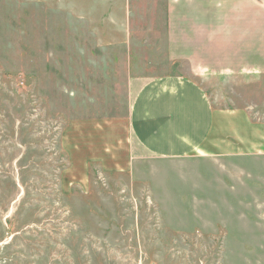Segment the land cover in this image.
Segmentation results:
<instances>
[{"label":"rangeland","instance_id":"obj_1","mask_svg":"<svg viewBox=\"0 0 264 264\" xmlns=\"http://www.w3.org/2000/svg\"><path fill=\"white\" fill-rule=\"evenodd\" d=\"M184 0H0V264H264V157L130 158V81L180 75L217 107ZM201 76V77H200Z\"/></svg>","mask_w":264,"mask_h":264},{"label":"crops","instance_id":"obj_2","mask_svg":"<svg viewBox=\"0 0 264 264\" xmlns=\"http://www.w3.org/2000/svg\"><path fill=\"white\" fill-rule=\"evenodd\" d=\"M184 55L207 79L264 82V0H184ZM201 77V76H200ZM126 145L133 160L264 157L252 107H217L203 85L164 75L130 81Z\"/></svg>","mask_w":264,"mask_h":264}]
</instances>
